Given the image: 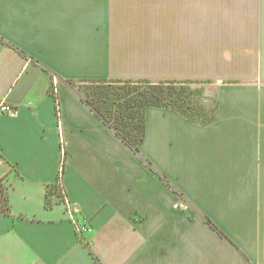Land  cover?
Here are the masks:
<instances>
[{
  "label": "crops",
  "instance_id": "1",
  "mask_svg": "<svg viewBox=\"0 0 264 264\" xmlns=\"http://www.w3.org/2000/svg\"><path fill=\"white\" fill-rule=\"evenodd\" d=\"M111 79L213 82L216 115L148 106L138 153L76 85ZM0 100V264H264V0H0Z\"/></svg>",
  "mask_w": 264,
  "mask_h": 264
},
{
  "label": "trees",
  "instance_id": "2",
  "mask_svg": "<svg viewBox=\"0 0 264 264\" xmlns=\"http://www.w3.org/2000/svg\"><path fill=\"white\" fill-rule=\"evenodd\" d=\"M4 40V38H1ZM188 81L165 80L154 82L148 79H111V80H91L86 81V93H82L83 99L100 116L106 124L114 128L122 140L134 151L141 153V145L146 136V109L148 106H164L172 108L190 117L183 111L182 103L177 105L178 101H184L183 90ZM180 84L182 89H178ZM180 99V100H178ZM196 120V119H195ZM63 164V174L65 168ZM163 179L166 176L161 175ZM53 189V187H51ZM0 192H4L1 187ZM1 195V194H0ZM4 200L9 201L8 196ZM1 203V200H0ZM53 203L47 193L46 207H52ZM9 206H0V211H9ZM208 223L219 233H224L212 221Z\"/></svg>",
  "mask_w": 264,
  "mask_h": 264
},
{
  "label": "rangeland",
  "instance_id": "3",
  "mask_svg": "<svg viewBox=\"0 0 264 264\" xmlns=\"http://www.w3.org/2000/svg\"><path fill=\"white\" fill-rule=\"evenodd\" d=\"M85 83L76 84L78 89L83 93L88 91ZM182 84L185 85V89L183 90L184 101H178L177 105L183 102L181 108L193 119L201 122L212 120L216 115L217 109L216 85L208 81H188ZM177 88L182 89L180 84L177 85ZM63 151L65 152V150ZM6 193L5 190L3 193L0 192L1 207L8 205V202L4 200V197L7 195Z\"/></svg>",
  "mask_w": 264,
  "mask_h": 264
},
{
  "label": "built area",
  "instance_id": "4",
  "mask_svg": "<svg viewBox=\"0 0 264 264\" xmlns=\"http://www.w3.org/2000/svg\"><path fill=\"white\" fill-rule=\"evenodd\" d=\"M56 84L57 83L54 81V89H53L54 92L57 91ZM11 111H13V106L11 104H9L8 102H6L5 100H0V112L9 113ZM65 157H66V154L64 152L63 156H62L61 166H60V169L58 172L57 182L52 187H53L54 192L58 194L60 201L64 204L66 214H67L68 218L74 224L75 229H76V233L81 238L85 232H88L90 230L91 227H90L89 223L86 222L85 219H83L79 216L77 209L72 204V202H71V200H70V198L66 192V189H65V186L63 183V164L65 162ZM3 162H4V158L0 152V164H2ZM0 183H1V187H4V190L6 192H8L9 186H8V183L5 180V178L0 177Z\"/></svg>",
  "mask_w": 264,
  "mask_h": 264
}]
</instances>
